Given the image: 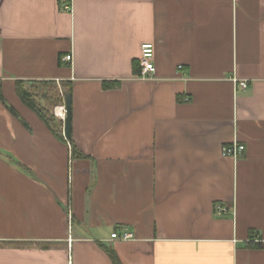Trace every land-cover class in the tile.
<instances>
[{
  "label": "crops",
  "instance_id": "0c3cea01",
  "mask_svg": "<svg viewBox=\"0 0 264 264\" xmlns=\"http://www.w3.org/2000/svg\"><path fill=\"white\" fill-rule=\"evenodd\" d=\"M0 90V264H264V0H0Z\"/></svg>",
  "mask_w": 264,
  "mask_h": 264
},
{
  "label": "built area",
  "instance_id": "2783aa9c",
  "mask_svg": "<svg viewBox=\"0 0 264 264\" xmlns=\"http://www.w3.org/2000/svg\"><path fill=\"white\" fill-rule=\"evenodd\" d=\"M153 57H154V45L151 42H145L142 43L140 46V54H139V67H140V73H139V77L141 78H150L154 71H155V67H154V62H153ZM62 60L64 62H71L72 61V55L71 53L66 54ZM235 84L237 86H239L241 89H244L247 87V81L245 80H241V81H236L234 80ZM63 113V117H65V108L62 111ZM61 113V114H62ZM244 150V146L237 143V142H231V143H226L223 144L221 146V154L223 156H231V157H236L238 156L240 153H242V151ZM217 211H222L223 208L221 207H216ZM110 237L112 239H119V240H129L132 239V234L126 232V231H122L121 233H116L113 232L111 233Z\"/></svg>",
  "mask_w": 264,
  "mask_h": 264
},
{
  "label": "trees",
  "instance_id": "16d2710c",
  "mask_svg": "<svg viewBox=\"0 0 264 264\" xmlns=\"http://www.w3.org/2000/svg\"><path fill=\"white\" fill-rule=\"evenodd\" d=\"M132 70H133L134 74L139 75V73H140L139 61H137V62L133 61V69ZM112 85H116V82H109V83L105 84L104 87H111ZM69 92H70V90L66 89L65 93L70 95ZM16 94L19 97V99L23 102V104L28 106V108H30L33 112H35V114H37V116L45 122V124L49 127L51 132L56 137H58L59 139H61L63 141H68L69 144H72L71 138L69 140L64 139L62 132H61V125H59L61 123L58 122V124L55 125L51 116L48 115L47 112H44L43 109H41L39 106L36 105L31 94L24 88L22 82H20V83L17 82ZM0 102L4 103V98L1 94V90H0ZM71 153L73 156L78 157V155H79V153L76 151V149L73 146H71ZM104 249H105V252L107 253V255L111 261V264H121L117 255L115 254V252L112 249H110V248L109 249L104 248Z\"/></svg>",
  "mask_w": 264,
  "mask_h": 264
},
{
  "label": "water",
  "instance_id": "95a60500",
  "mask_svg": "<svg viewBox=\"0 0 264 264\" xmlns=\"http://www.w3.org/2000/svg\"><path fill=\"white\" fill-rule=\"evenodd\" d=\"M64 103L65 118L63 124V136L65 139L69 140L71 137L70 95L67 93H64Z\"/></svg>",
  "mask_w": 264,
  "mask_h": 264
}]
</instances>
